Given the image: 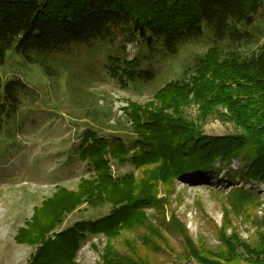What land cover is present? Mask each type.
Listing matches in <instances>:
<instances>
[{
  "label": "rangeland",
  "instance_id": "rangeland-1",
  "mask_svg": "<svg viewBox=\"0 0 264 264\" xmlns=\"http://www.w3.org/2000/svg\"><path fill=\"white\" fill-rule=\"evenodd\" d=\"M239 27L248 37L215 44L205 30L204 36L182 44L176 54L166 53L160 42L151 49L137 38L127 47L128 60L138 58L141 68L152 70L154 76L148 80L127 79L125 83L107 69L109 54L124 55L120 38L114 46L96 42L92 47L74 45L53 54L48 61L57 75L52 78L41 66L9 51L5 64L0 66L1 80L20 78L35 92L37 102L26 98L17 116L0 132V264H29L37 246L18 237L20 230L33 219L34 224L52 219V212L44 209L39 212L45 202L57 194L77 192L83 180L96 177L93 166L78 153L87 131L93 130L103 138H122L131 157L136 149V130L127 113L128 107L153 106L161 115H178L170 103H167L169 107L165 104L166 108L160 103L171 102V96L167 93L159 100L157 93L170 82L190 79L197 58L213 45L223 51L236 50L242 57L256 54L264 45V9L255 16L252 25ZM195 95L192 92L193 101L179 109L185 120H190L208 137L242 133L230 120L225 107L219 106L213 112L203 103L204 98L196 103ZM243 157L216 162V167L222 168L218 174L208 173L203 177L189 173L168 176L164 181L161 164L147 162L138 167L131 161L121 163L111 153L106 154L113 178L132 174L126 190L129 187L139 195L149 185L153 201L144 204L137 216L114 232L87 233L80 242L76 264H112L106 258L107 250L131 254L133 245L134 253L148 264H199L186 259L184 253L188 247L219 252L222 235L261 248L264 179L241 177L240 170L245 168ZM144 195L150 196L148 190ZM112 208L109 202L84 203L73 212L62 214V224L51 234L67 230L81 220L107 216ZM237 255L229 264H264V256L246 254L241 246Z\"/></svg>",
  "mask_w": 264,
  "mask_h": 264
},
{
  "label": "trees",
  "instance_id": "trees-1",
  "mask_svg": "<svg viewBox=\"0 0 264 264\" xmlns=\"http://www.w3.org/2000/svg\"><path fill=\"white\" fill-rule=\"evenodd\" d=\"M261 9L264 0H141L140 4L138 0H0V66L5 64L7 53L15 51L27 62L41 66L52 78L57 75L48 61L53 54L74 45L92 47L96 42L114 46L120 38L124 55H108L109 72L124 83L127 79L148 80L153 78V71L142 69L136 57L128 60L127 47L137 38L151 49L160 42L163 50L171 54H176L187 41L204 36L205 30L215 44L228 39L236 42L248 37L239 25H252ZM191 70L190 79L170 82L156 95L161 100L168 93L171 102L160 103L164 108L170 103L178 115H161L153 106L128 107L127 113L136 130V149L131 157L122 138H103L93 130L84 134L78 153L93 166L96 177L83 180L77 192L57 194L45 202L39 212L43 209L52 212V219L37 224L33 219L34 222L20 230L18 237L37 246L29 264H76L80 242L87 233L114 232L137 216L144 204H151L150 186L139 195L129 187L126 190L133 175L113 178L106 154L111 153L121 163L131 161L138 167L147 162L161 164L164 181L168 176L189 173L203 177L208 173L218 174L222 168L216 167V162L225 163L244 155L246 170H240L241 177L264 179V45L249 57L213 45L197 58ZM192 92H196V103L204 98L203 103L213 112L219 106L225 107L230 120L242 133L208 137L190 120H185L179 109L193 101ZM26 98L37 102L35 92L20 78L5 82L0 78V132L17 116ZM166 169L170 173L166 174ZM147 190L150 196L144 195ZM104 202L113 205L109 215L81 220L67 230L51 234L62 224L65 212H73L84 203ZM220 238L223 246L219 252L188 245L186 259L199 264H229L238 257L239 246L246 254L264 256V243L256 248L237 242L233 236ZM131 248V254L107 250L106 258L112 264H148L134 253L136 246Z\"/></svg>",
  "mask_w": 264,
  "mask_h": 264
}]
</instances>
